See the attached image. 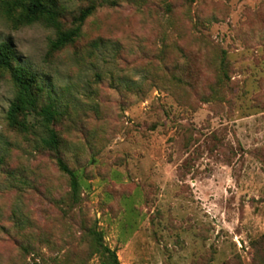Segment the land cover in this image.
<instances>
[{"label": "rangeland", "instance_id": "rangeland-1", "mask_svg": "<svg viewBox=\"0 0 264 264\" xmlns=\"http://www.w3.org/2000/svg\"><path fill=\"white\" fill-rule=\"evenodd\" d=\"M58 2L65 29L94 6L60 50L0 5L63 110L58 150L11 128L0 69V264H113L94 229L121 264H264V0Z\"/></svg>", "mask_w": 264, "mask_h": 264}, {"label": "trees", "instance_id": "trees-1", "mask_svg": "<svg viewBox=\"0 0 264 264\" xmlns=\"http://www.w3.org/2000/svg\"><path fill=\"white\" fill-rule=\"evenodd\" d=\"M2 10L6 13L14 27L31 24L38 20L57 28V37L50 42L51 50H60L73 42L79 35L81 25L92 13L94 6L83 8L72 27L62 28L60 19L63 8L58 0H1ZM0 69L8 71L16 88V93L6 111L8 125L24 133L39 135L42 147L58 150L61 138L54 128V122L63 114V110L49 92H46L38 74L17 61L15 50L10 41L0 43ZM32 116L33 120H30ZM61 171L70 176L73 195L79 189L76 172L69 167L62 157H57ZM95 244L108 252L113 264H121L115 249H111L104 241L100 231L94 229Z\"/></svg>", "mask_w": 264, "mask_h": 264}]
</instances>
